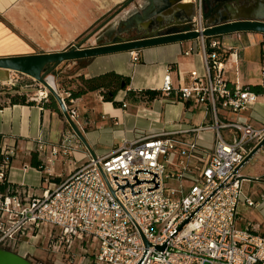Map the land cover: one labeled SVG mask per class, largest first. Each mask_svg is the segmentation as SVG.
Returning a JSON list of instances; mask_svg holds the SVG:
<instances>
[{
  "label": "built area",
  "instance_id": "1",
  "mask_svg": "<svg viewBox=\"0 0 264 264\" xmlns=\"http://www.w3.org/2000/svg\"><path fill=\"white\" fill-rule=\"evenodd\" d=\"M197 2L191 29L202 31L206 26ZM199 40L204 73L192 70L177 86L166 73L161 90H175L182 101L210 112L212 122L125 142L75 167L41 195L0 192V247L11 250L24 235L38 238L63 264H264V236L252 226H237L239 206L255 203L233 173L264 138V126L256 128L242 116L219 120L222 110H246L257 95L246 85H228L226 61L235 47H225L219 37ZM193 50L190 46L183 54ZM52 86L75 121L73 98L65 102L69 91ZM47 94L41 91L39 100ZM223 128L231 129L229 138L221 134ZM202 130L215 132L210 148L184 136ZM76 142L70 128L52 153L70 152ZM1 153L0 182L12 151L1 147Z\"/></svg>",
  "mask_w": 264,
  "mask_h": 264
},
{
  "label": "crops",
  "instance_id": "2",
  "mask_svg": "<svg viewBox=\"0 0 264 264\" xmlns=\"http://www.w3.org/2000/svg\"><path fill=\"white\" fill-rule=\"evenodd\" d=\"M183 4L185 11L176 12V7ZM197 9V0H0V57L66 50L115 12L117 14L96 36L106 27L117 24L144 33L154 30L155 26L175 24L173 31H177L184 14L195 16ZM219 38L225 47L237 49L235 54L227 56L225 76L228 85H261L264 34L235 32ZM190 46L194 50L184 55ZM79 60L85 62L84 66L75 69L74 74L70 70L77 60L64 62L56 68L59 75L54 83L58 91L74 87L76 75L80 74L92 77L114 71L127 79L126 88L118 90L114 97L117 105L104 100L99 90L75 97L71 103L78 112L75 122L96 157L125 142L160 131L187 129L212 122L210 112L191 101H182L175 90L169 93L161 90L166 73L173 86L187 80L192 70L204 73L199 38ZM0 71L7 75L8 70ZM146 89L156 90L158 94L153 98L136 94ZM255 94L256 101L246 110L238 113L222 110L219 120L227 122L242 116L256 128L264 126V93ZM27 99L32 101L31 104H10L8 98L1 103L2 147L12 151L5 178L0 182L3 194L16 190L33 195L49 192L75 167L92 158L78 138L76 147L70 152L59 148L53 154L52 148L59 146L70 129L68 123L57 101L55 108L41 106L42 99L38 97ZM231 132L230 128L221 129L225 138H229ZM184 136L210 148L215 132L202 130ZM168 168L177 169L175 166ZM237 176L244 195L255 203L239 206L237 226H252L264 236V146L240 167ZM11 250L30 261L48 264H63L64 261L59 254L47 250L38 238L24 235L17 236Z\"/></svg>",
  "mask_w": 264,
  "mask_h": 264
},
{
  "label": "water",
  "instance_id": "3",
  "mask_svg": "<svg viewBox=\"0 0 264 264\" xmlns=\"http://www.w3.org/2000/svg\"><path fill=\"white\" fill-rule=\"evenodd\" d=\"M202 11L203 2H200ZM264 11V5L259 6L249 5L240 14H235L231 18L218 22L209 23L202 31L192 30L188 22L192 19L193 14L185 13L179 21L181 28L173 32H159L157 29L145 32L144 35L137 38H127L117 36L116 40L106 41L101 44L85 46V43L99 34L103 28L116 14L112 13L96 28L92 29L82 39L77 41L70 48L62 51L43 52L27 55H14L0 57V69L17 71L31 77L33 80L41 83L56 99L59 108L68 123L69 127L79 139V141L89 151L92 159L96 158L91 146L84 137L82 131L76 122L69 116L66 107L49 83V77L53 78L54 70L62 63L79 59H86L95 56L122 52L134 51L142 48L156 46L167 43L183 42L196 38H208L232 34L235 32H257L264 34V15L257 14L258 11ZM185 11V4L178 5L176 12ZM102 34V33H101ZM262 146H264V138H262L255 147L246 155L244 160L233 170L236 174L240 167L248 161ZM163 248V247H159ZM0 264H33L26 257L10 250L0 247Z\"/></svg>",
  "mask_w": 264,
  "mask_h": 264
},
{
  "label": "trees",
  "instance_id": "4",
  "mask_svg": "<svg viewBox=\"0 0 264 264\" xmlns=\"http://www.w3.org/2000/svg\"><path fill=\"white\" fill-rule=\"evenodd\" d=\"M216 37H220V36H216ZM209 38L211 37L205 38V40L208 41ZM84 63L85 62L83 61L77 60L76 64L73 66L70 72L74 74L75 69L84 66ZM126 86H127L126 77L114 71H108L92 77H85L82 74L76 75V83L74 87H69L66 89V91H69L70 95L69 97L65 98V102L67 103L69 98H75L81 96L89 91L99 90L104 100L111 101L117 105L118 102L114 100V97L118 90L125 89ZM248 88L250 91L255 93H264V86L262 85H250ZM136 94L138 96H141L142 98H153L158 94V92L156 90L146 89V90L137 91ZM47 97H48V101H45V99L41 100L40 102L41 106H52L57 108L55 97L50 92L47 94ZM7 98L10 104H16V103L31 104L32 102L27 99L25 94H20V93L9 94ZM1 106L2 105L0 103V107ZM67 126L68 128H70L68 124ZM1 147H2V136L0 135V168L4 163V156L1 153Z\"/></svg>",
  "mask_w": 264,
  "mask_h": 264
},
{
  "label": "rangeland",
  "instance_id": "5",
  "mask_svg": "<svg viewBox=\"0 0 264 264\" xmlns=\"http://www.w3.org/2000/svg\"><path fill=\"white\" fill-rule=\"evenodd\" d=\"M205 11V6L202 8V16ZM203 19V18H202ZM120 23V22H118ZM203 24V23H202ZM205 26V24H203ZM115 29V30H114ZM113 30V31H112ZM139 33L135 28H125L119 26H108L99 36L93 37L85 43V46L101 44L106 41L115 40L118 35L130 38L132 35ZM92 40V41H91ZM73 67H71L72 69ZM9 71V70H8ZM6 76L0 71V103H4L7 100L9 94L20 93L25 94L27 98L38 97L39 93L42 91H49L39 82L33 80L25 74L19 73L17 71H9ZM59 75V70L55 69L53 72L52 81ZM9 93V94H8Z\"/></svg>",
  "mask_w": 264,
  "mask_h": 264
},
{
  "label": "flooded vegetation",
  "instance_id": "6",
  "mask_svg": "<svg viewBox=\"0 0 264 264\" xmlns=\"http://www.w3.org/2000/svg\"><path fill=\"white\" fill-rule=\"evenodd\" d=\"M205 6V11L202 16L203 24L207 26L209 23H218L227 20L235 14H240L249 5L259 6L264 5V0H202ZM260 15H264V11H258ZM186 25L191 26V20ZM175 24H167L155 26L153 29H157L159 32H167L175 30ZM144 35V31L132 35L130 38H137Z\"/></svg>",
  "mask_w": 264,
  "mask_h": 264
},
{
  "label": "bare ground",
  "instance_id": "7",
  "mask_svg": "<svg viewBox=\"0 0 264 264\" xmlns=\"http://www.w3.org/2000/svg\"><path fill=\"white\" fill-rule=\"evenodd\" d=\"M49 83L52 85L53 81H52V78L49 77Z\"/></svg>",
  "mask_w": 264,
  "mask_h": 264
}]
</instances>
